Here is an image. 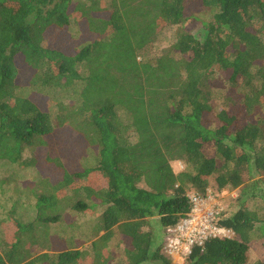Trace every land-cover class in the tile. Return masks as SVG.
Here are the masks:
<instances>
[{"label": "trees", "instance_id": "16d2710c", "mask_svg": "<svg viewBox=\"0 0 264 264\" xmlns=\"http://www.w3.org/2000/svg\"><path fill=\"white\" fill-rule=\"evenodd\" d=\"M168 26L182 33L159 56ZM212 182L242 191L217 219L234 235L185 264H249L264 241V0H0V264H174L159 235ZM72 213L92 217L85 240Z\"/></svg>", "mask_w": 264, "mask_h": 264}, {"label": "rangeland", "instance_id": "374dc122", "mask_svg": "<svg viewBox=\"0 0 264 264\" xmlns=\"http://www.w3.org/2000/svg\"><path fill=\"white\" fill-rule=\"evenodd\" d=\"M198 15L201 17V14L198 13ZM202 17L204 22H210L211 20V15L206 14V13H202ZM200 20V21H201ZM202 22V21H201ZM202 26V25H201ZM200 26V27H201ZM187 27V26H186ZM189 29V27H187ZM182 33V27L181 26H168L165 30L164 33L162 34L161 38L159 39L158 42H156L155 44V52L157 55L162 56L163 54H165V52L169 49L172 48V46L175 44L178 36ZM174 55V51L172 52ZM220 81L217 83L216 85V101H217V110H220L223 107H226V105H228L229 100V91L227 90L229 87V83L227 82V78L226 75H223V77H221L219 79ZM173 168L176 171V173L182 172L183 170V165L180 164L179 162L173 163ZM32 177H28L24 180H32L34 178L31 179ZM257 179L251 181L254 182ZM260 181H262L263 179L260 178L258 179ZM211 189H210V193L209 195L214 196L215 198H213V201L215 203H217L221 208H225L226 206L229 207L232 204V208L234 206V203L237 201V199L241 196L242 191L241 189H227L224 190L222 193L216 194L217 191V187L216 185L212 182L211 183ZM261 202L259 201V199L257 200H250L248 201V205L249 208H255L259 210ZM234 209V208H233ZM21 219L24 221H29L33 218V214H30L29 211L27 212H21ZM73 215H70L72 217H70V221H75L74 223L76 224V226L81 227V231L80 233H76V237L82 240H85V238H87L88 234H90V232L92 231V225L90 223V221L92 220V217L90 215H85V214H78V216H76L75 213H72ZM67 220H69V218L67 217ZM90 223V224H89ZM57 230V229H56ZM60 232L65 231L64 227H59ZM6 233V231L4 232ZM159 236H161V242L164 243V236L163 234H160ZM113 248L118 249L116 251V254L114 253V256L116 259L118 260H114V262L116 263H120V260H124V246L123 244L119 246L118 242L113 243ZM72 247L74 249H79V250H87L91 248V243L86 242H74L72 244ZM173 260L174 264H185L183 263V261L180 260ZM249 264L255 263L257 261H263L264 262V241L260 238L254 239V241L252 242L251 246H250V260H249Z\"/></svg>", "mask_w": 264, "mask_h": 264}, {"label": "built area", "instance_id": "2783aa9c", "mask_svg": "<svg viewBox=\"0 0 264 264\" xmlns=\"http://www.w3.org/2000/svg\"><path fill=\"white\" fill-rule=\"evenodd\" d=\"M215 198H207L197 194L191 195L193 208L177 226L169 229L163 243V253L174 260L185 263L196 247H203L212 239H229L234 235L232 231L218 224V217L224 211Z\"/></svg>", "mask_w": 264, "mask_h": 264}]
</instances>
